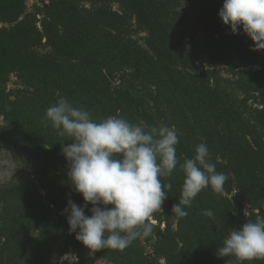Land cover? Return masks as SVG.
<instances>
[{"label":"trees","instance_id":"trees-1","mask_svg":"<svg viewBox=\"0 0 264 264\" xmlns=\"http://www.w3.org/2000/svg\"><path fill=\"white\" fill-rule=\"evenodd\" d=\"M222 4L43 0L29 10L0 0V264H225L217 250L228 231L264 219V51L222 25ZM60 97L97 121L174 126L181 163L205 143L228 177L223 190L206 187L176 219L177 166L160 177L172 188L147 220L150 236L124 250L85 248L62 214L69 198L83 205L61 154L71 139L44 123Z\"/></svg>","mask_w":264,"mask_h":264},{"label":"clouds","instance_id":"clouds-1","mask_svg":"<svg viewBox=\"0 0 264 264\" xmlns=\"http://www.w3.org/2000/svg\"><path fill=\"white\" fill-rule=\"evenodd\" d=\"M217 15L231 34L239 30L252 42V51H264V0H223ZM44 123L71 139L61 146V154L68 165L71 188L83 205L69 198L62 214L69 232L89 250H124L135 239L150 236L153 228L147 220L161 210L168 197L166 189L172 188L160 177L171 176L177 166L184 181L181 197L171 209L176 219L188 216L186 208L203 189L220 192L228 179L216 171L205 143L181 163L174 126L147 127L143 121L133 124L121 116L97 121L66 97L47 108ZM217 251L219 257L229 258L225 264L264 260V219H249L229 230Z\"/></svg>","mask_w":264,"mask_h":264},{"label":"rangeland","instance_id":"rangeland-1","mask_svg":"<svg viewBox=\"0 0 264 264\" xmlns=\"http://www.w3.org/2000/svg\"><path fill=\"white\" fill-rule=\"evenodd\" d=\"M41 1L43 0H26V5H27V8L29 10H31V7L35 4H39L41 3ZM13 81V80H12ZM9 87H13L12 84L9 85ZM0 124H1V121H0ZM8 161V157L6 154H0V167L3 166L5 163H7ZM71 263V258L70 256H67L66 258H64L62 260V262L60 264H70ZM99 264H104L102 262H98Z\"/></svg>","mask_w":264,"mask_h":264}]
</instances>
